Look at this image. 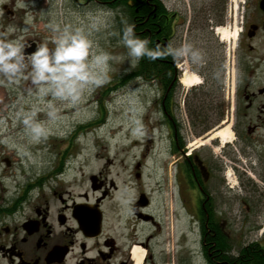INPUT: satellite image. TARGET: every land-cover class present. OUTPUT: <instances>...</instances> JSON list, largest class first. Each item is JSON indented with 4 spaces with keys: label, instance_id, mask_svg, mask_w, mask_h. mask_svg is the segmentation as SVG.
Segmentation results:
<instances>
[{
    "label": "flooded vegetation",
    "instance_id": "obj_1",
    "mask_svg": "<svg viewBox=\"0 0 264 264\" xmlns=\"http://www.w3.org/2000/svg\"><path fill=\"white\" fill-rule=\"evenodd\" d=\"M55 1L0 0V31L13 28L9 38H21L26 53L51 47L46 25ZM237 7L232 19L188 16L184 42L177 31L186 17L162 14L171 31L158 30L156 73L142 79L153 87L143 121L151 123L152 111L155 134L148 132L153 143L141 155L158 163L152 185L144 184V161L130 162L122 134L113 144L119 154L104 155L90 171L57 162L40 187L26 181L13 193L11 162L0 153V264H133L134 247L145 251L142 264L154 255L174 264L193 257L187 237L194 228L206 264L251 244L264 248V0H238ZM220 28L235 32L231 44H223ZM185 75L197 84L185 86ZM29 87L0 85V129ZM178 223L185 228L179 235Z\"/></svg>",
    "mask_w": 264,
    "mask_h": 264
},
{
    "label": "rangeland",
    "instance_id": "obj_2",
    "mask_svg": "<svg viewBox=\"0 0 264 264\" xmlns=\"http://www.w3.org/2000/svg\"><path fill=\"white\" fill-rule=\"evenodd\" d=\"M161 1L169 11L178 13L180 17H186L183 19V27H179V31H177L183 42L188 35L186 32L188 16L190 18L193 14L195 16L209 14L212 16L222 15V17L227 19H232L233 12L238 10V0ZM102 7L107 9L100 4L97 7L88 6L85 8L77 5L72 0H56L47 18L48 20L55 18L59 21L75 22L74 13H82L86 9ZM113 13L115 28L119 30L118 24L121 21H125L124 17L121 16L118 20L116 14L118 12L113 11ZM229 40V44H231L232 39L229 38ZM99 42L105 50L113 54L126 55V49L118 43L116 37L102 36ZM222 42L226 44L227 39H223ZM110 63L112 71L110 72L111 79L109 82L94 89L75 107L58 105L57 119L49 122L51 133L39 143H31L23 135L22 125L15 119V114L21 108L29 109L33 105L42 108L43 103L38 98L30 95L28 91L23 94L24 97L19 96L11 123L0 129V137L2 138L0 153L8 156L11 162V175L7 182L11 186L10 193H13L15 187L24 185L26 181H29L33 186L40 187L41 183L45 182V172L47 170L53 172L57 162L65 163V165L70 163L71 167L75 161H78L81 164H87L84 170L90 171L94 161H96V164L98 163V166L104 155H116L117 152H115L113 144L118 141L119 134L125 137L123 142L126 145L130 143V162L136 159L144 161L145 186L148 187L156 181L155 174L158 163L152 156L148 160L141 157L145 143H147V146L153 143V141L150 144L147 142L150 139L148 132L151 128L149 127L154 126V114L152 111L150 114L151 123L148 125L146 121L145 123L143 121V116L149 114L148 110L153 100L152 84L143 82L139 75L131 73L135 67H130L126 59L123 61H110ZM21 83H25V81ZM36 118L47 120L44 111H39ZM118 129H120V132L116 133L115 131ZM151 131L155 134V130ZM127 135H129L128 140L126 139ZM135 143L136 145H133ZM109 148L112 150H108ZM115 160H121V158ZM154 195V204L156 205L157 195ZM181 229L184 230L185 228L182 223H178V235ZM255 237L260 238L259 234H256ZM187 239L193 247V257L191 259H187L184 256L174 258V264H206L204 259L197 253L199 249L195 228ZM169 249L171 250V247ZM171 261V257L154 255L151 260L147 261V264H171Z\"/></svg>",
    "mask_w": 264,
    "mask_h": 264
},
{
    "label": "clouds",
    "instance_id": "obj_3",
    "mask_svg": "<svg viewBox=\"0 0 264 264\" xmlns=\"http://www.w3.org/2000/svg\"><path fill=\"white\" fill-rule=\"evenodd\" d=\"M74 15L75 22L50 19L46 27L52 46L40 43L31 53L25 52L26 44L21 38H9L13 28L0 31V85L14 88L28 81L29 94L43 103L42 108L33 105L15 114L31 143L50 135L49 122L57 119L58 105L75 107L94 89L109 82L110 61L126 59L130 67H135L142 57L155 60L161 55L158 45L149 47L147 36L136 35L132 23L123 21L117 30L111 9H86ZM102 36L116 37L126 55L105 50L99 42ZM192 56L195 59L198 54L192 52ZM39 111L46 113L47 120L36 118Z\"/></svg>",
    "mask_w": 264,
    "mask_h": 264
},
{
    "label": "trees",
    "instance_id": "obj_4",
    "mask_svg": "<svg viewBox=\"0 0 264 264\" xmlns=\"http://www.w3.org/2000/svg\"><path fill=\"white\" fill-rule=\"evenodd\" d=\"M97 2L118 12L116 13L118 20L123 16L125 21L132 23L136 35L149 38V47L151 48H155V42L159 38V29L162 33L170 34V22L165 23L161 19L162 14L170 13L163 7L161 0H97ZM118 25L121 28L122 21ZM131 73L139 75L141 79L154 77L156 73L155 60L142 57ZM212 264H264V248L251 244L243 247L237 256H222V258L214 260Z\"/></svg>",
    "mask_w": 264,
    "mask_h": 264
},
{
    "label": "bare ground",
    "instance_id": "obj_5",
    "mask_svg": "<svg viewBox=\"0 0 264 264\" xmlns=\"http://www.w3.org/2000/svg\"><path fill=\"white\" fill-rule=\"evenodd\" d=\"M232 1H234V0H232ZM217 32L219 33L221 38L224 40L227 38H233L235 36V32H233L230 35L229 32H227V30H225L223 28H220ZM197 82H198V79L194 75H189V76L185 75L184 76L183 83L187 87L193 86V85L197 84ZM115 132L116 133L120 132V129L116 130ZM116 133H114V134H116ZM220 134H221V137L228 138V136H227L228 131L227 130L221 132ZM144 256H145V251L141 250L138 247L133 248V264H142Z\"/></svg>",
    "mask_w": 264,
    "mask_h": 264
}]
</instances>
